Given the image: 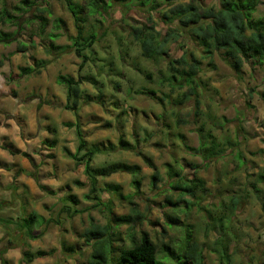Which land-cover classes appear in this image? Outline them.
I'll return each instance as SVG.
<instances>
[{"label":"clouds","instance_id":"9594fccd","mask_svg":"<svg viewBox=\"0 0 264 264\" xmlns=\"http://www.w3.org/2000/svg\"><path fill=\"white\" fill-rule=\"evenodd\" d=\"M0 264H264V0H0Z\"/></svg>","mask_w":264,"mask_h":264}]
</instances>
